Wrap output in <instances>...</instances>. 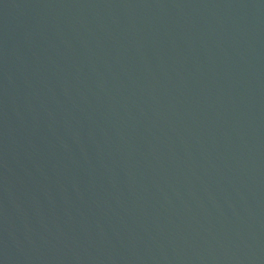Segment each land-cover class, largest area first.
Here are the masks:
<instances>
[{"label":"water","instance_id":"95a60500","mask_svg":"<svg viewBox=\"0 0 264 264\" xmlns=\"http://www.w3.org/2000/svg\"><path fill=\"white\" fill-rule=\"evenodd\" d=\"M0 264H264V0H0Z\"/></svg>","mask_w":264,"mask_h":264}]
</instances>
